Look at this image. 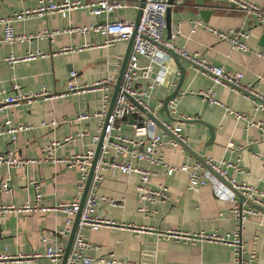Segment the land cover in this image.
Returning a JSON list of instances; mask_svg holds the SVG:
<instances>
[{
  "label": "crops",
  "instance_id": "1",
  "mask_svg": "<svg viewBox=\"0 0 264 264\" xmlns=\"http://www.w3.org/2000/svg\"><path fill=\"white\" fill-rule=\"evenodd\" d=\"M247 1L264 8V0ZM36 4V0H0V17ZM169 6V32H164L167 41L176 48L200 52L209 62L222 66L227 71L242 72L243 82L251 83L259 92L264 93V25L257 23L253 16L245 19L238 11L229 10V3L225 0H175ZM138 9L129 6L99 16L82 9L72 11L68 17L51 13L14 22L13 28L17 34H33L44 30H62L70 24H104L117 19L134 22ZM192 19H201L204 24L219 31L247 30L249 37L246 42L250 50L234 49L227 40H221L203 28L191 32ZM1 36L0 26V39ZM102 41L103 36L95 32L85 35L59 33L52 39L26 40L11 45L0 41V88L13 93V84H18L19 90L23 92H36L45 87L59 94L65 91L70 70L78 72V84L106 78H114L115 83L127 41H118L110 47L60 52L64 46ZM34 49H39L48 56L20 62L13 68L3 60L10 53L20 55ZM118 61L119 67L116 66ZM138 62L141 66L152 65L148 78H141L137 82L138 88H146L149 81L162 76L161 59L150 62L147 58L140 57ZM166 64L168 72L165 80L171 82L170 87L160 86L155 93L144 99L155 110L154 116L163 124L181 128L180 134L186 138L184 144L191 148L194 155L182 146L165 144L162 149L164 160L172 165L192 163L196 161L194 156L204 160H226L241 168V171H237L228 167L229 178L236 183L245 182L264 191V135L261 130L250 126L247 120L234 119L219 106H207L198 92L213 88L224 104L248 114L253 120L261 121L263 127L264 112H255L249 99L227 87L214 85L208 75L195 70L188 61L181 60L185 76L179 90L180 95L169 104L170 119L160 108L163 98L177 84L180 71L171 58ZM112 91L113 86L111 94ZM104 93V90L69 93L49 100L39 98L31 104L19 103L4 108L0 112V123L10 119L13 125L24 123L34 127L19 133L15 141H11L6 134L0 135V152L13 151L22 159H44L47 157L46 148L54 140L61 141L52 152L56 158L70 156L88 148L95 149L96 144L92 143L91 135L97 131L99 118L94 113L102 108ZM79 112L89 113L90 117L77 121L75 116ZM131 116L137 120V115ZM52 120L57 121L55 126L40 125L41 122L48 123ZM121 123L124 133L145 137L142 128L131 122L128 115ZM81 130H86L87 134L79 136ZM156 130L158 133H166L159 126ZM67 136L73 138L63 141ZM230 142L233 146L228 145ZM138 165L155 172L150 178V187L159 184L167 186L169 199L155 205L139 202L136 190L138 174H123L120 171L111 174L106 171L97 191L123 202L117 206L101 204L96 208L97 215L115 222L117 226L84 231L85 238L92 245L89 255L114 258L130 264L230 263L232 248L228 245L163 240L148 228H178L187 232L215 230L217 233L232 230L235 226L233 202L222 192L232 191V186L221 184L222 189H219L220 187L207 184L192 189L188 187L185 173L173 172L167 175L164 167L151 166L145 161L138 162ZM7 178L10 192H0V203L21 205L27 200L32 201L35 194L33 182L36 181L42 194L40 204L52 206L58 201H67L76 194L80 175L76 167L47 161L11 169L0 166V184ZM262 202L264 203V197ZM141 206L146 211H139ZM64 218L62 212L47 211L10 213L0 219V254L29 255L5 264H60L61 260L55 262L43 255L47 243L42 238L47 236L49 241L55 239L65 248L68 237L60 234L64 228ZM263 218L264 215L260 212L242 224L241 237L246 244V252L242 254V258L247 259L249 249L253 248L256 251L253 264H264Z\"/></svg>",
  "mask_w": 264,
  "mask_h": 264
},
{
  "label": "built area",
  "instance_id": "2",
  "mask_svg": "<svg viewBox=\"0 0 264 264\" xmlns=\"http://www.w3.org/2000/svg\"><path fill=\"white\" fill-rule=\"evenodd\" d=\"M229 3V10L238 11L243 18L253 16L257 23L264 25V8L255 2L247 0H225ZM37 4L33 7H27L19 11L9 13L4 17H0V26L2 27V36L0 41L5 44H14L17 42L31 41L33 39H52L56 34L85 35L89 33H98L103 36L101 43H83L80 46H64L61 48V53L75 52L81 49H93L97 47H110L118 41H128L134 29V22L117 19L107 21L104 24H70L62 30H44L33 34H17L14 31L13 23L30 19L35 16L43 17L51 13H59L63 17H68L72 11L86 10L87 12L99 16L103 13H110L120 8L129 6L138 7L140 0H36ZM180 2V1H179ZM169 6L168 0H145L142 14L136 27L131 52L127 61L126 69L122 76L121 89L117 95L115 105L108 118L105 135L100 148L99 157L94 168L89 191L85 198L83 208L79 215L77 230L73 238L71 249L67 257L66 264H130L122 260L108 258L104 256L92 257L89 255V250L92 248L90 242L84 236V231L87 229L97 230L100 227L117 226L115 222L103 218L95 213L97 207L101 204H109L111 206L121 205L123 200H116L109 196L100 194L97 189L100 183L105 178V172L109 171L114 174L120 171L123 174L136 173L139 175V182L136 186L138 201L155 205L159 202H165L169 199L168 187L159 184L156 187H150V178L155 174L149 168H143L138 165V162L145 161L151 166H162L166 170L167 175L173 172L185 173L188 177V187L195 189L197 187L211 184L221 188L223 182L219 181L211 171L216 172L221 178L228 182V187L231 185L232 191H222L233 202L232 216L235 226L232 230L217 233L213 231L187 232L178 228H168L165 230H157L149 227L148 230L155 232L159 239L183 241L186 243L196 242H215L228 245L232 248V259L226 264H253L256 260V251L249 249L248 258L243 259L242 254L246 252V244L242 240L241 230L244 221L252 216H257L260 211L246 205L245 202H240L235 194L239 191L247 200L252 203L264 206L262 198L264 191L259 190L255 186L248 185L245 182L236 183L229 178L227 169L233 167L237 171H241L238 165H234L226 160L215 161L211 158L205 159V163L209 167L206 168L202 163L194 161L192 163H183L180 165L168 164L164 160L163 147L165 144H170L174 147H180L181 142H185L186 138L180 134L181 128L176 126L171 128L164 123L165 127L179 140H175L166 133H158L157 124L146 113L154 116L155 110L151 108L144 98L150 97L155 93L160 86L170 87L171 82L165 80L168 72L167 62H169V49L178 53L183 59L188 61L190 65L197 71L208 75L214 85H221L231 89L236 94H239L252 102L255 112H264V93L259 92L251 83L243 82L242 72H231L225 70L222 66H218L209 62V60L200 52H188L184 49L174 47L169 41L164 38L166 30V10ZM198 28H203L212 34L216 35L221 40H227L232 48L248 51L246 40L249 37V32L244 29H229L219 31L203 23L201 19L191 20V32ZM175 32H177L175 30ZM48 54L34 49L26 51L23 54L15 55L8 54L3 60L10 68H13L20 62H27L36 58L47 57ZM144 57L150 62L161 59L162 76L156 80L149 81L146 88H138L137 82L141 78L147 79L152 65L146 66L139 64V58ZM120 62L116 63L119 67ZM78 72L70 70L66 81L65 91L55 94L45 87L36 92H23L19 90L18 84H13V93H7L5 89L0 88V112L9 106L19 103L31 104L34 100L42 98L49 100L55 96H64L66 94H80L95 90H104V104L102 108L94 113V116L99 118L97 131L91 135L92 143L97 144L102 131L104 118L108 109L110 94L114 78H106L95 80L90 83L78 84ZM203 102L209 106H219L223 112L231 115L236 120H247L250 126H255L261 130L264 135V127L261 121L253 120L248 114L235 110L224 104L216 95L213 88L201 90L198 92ZM132 98V100H131ZM174 100V99H173ZM171 100L169 104L173 101ZM127 115H137V123L142 128L143 137L131 136L124 133L121 120ZM90 117L89 113L79 112L75 116V120L83 121ZM57 121L41 122V126H55ZM34 126L30 124L13 125L10 119L0 123V135H8L11 141H15L17 135L26 130H32ZM86 130H81L79 136L86 135ZM73 137L67 136L63 141H69ZM61 144L60 140H54L46 148L47 157L44 159H22L13 151L0 152V166H6L8 169L25 167L26 164H39L41 162H60L67 167H76L79 171V181L77 183V192L67 201H58L52 206L41 205L42 194L39 189L38 182L34 181L35 194L32 201L27 200L21 205L13 203H0V219L10 213L26 214L33 212L56 211L64 214V228L60 234L67 238L70 233L74 217L79 209L81 194L85 187L91 162L94 157L95 149L88 148L82 152L56 158L52 155L53 150ZM233 146L232 142L228 144ZM264 168V164H263ZM227 186L226 184H224ZM0 192H10L9 179L7 178L0 184ZM139 211H146L144 206L139 207ZM42 241L47 243L43 255L52 260L60 261L64 252L62 245L58 244L55 239L47 236L42 238ZM29 257L27 254H0V264H5L8 261L20 260Z\"/></svg>",
  "mask_w": 264,
  "mask_h": 264
},
{
  "label": "water",
  "instance_id": "3",
  "mask_svg": "<svg viewBox=\"0 0 264 264\" xmlns=\"http://www.w3.org/2000/svg\"><path fill=\"white\" fill-rule=\"evenodd\" d=\"M174 1L175 0H168L169 5L173 4ZM144 4H145V0H140L139 9H138L136 18L134 20V29L132 31V34H131L130 38L127 41L126 51L124 53V56H123V59H122V63H121V66H120L116 81H115L114 84H112L113 91H112V94H111V97H110V101H109L108 109H107V112H106V116L104 118L103 128H102V131L100 132L99 140H98V142L96 144V147H95L94 157H93L92 162H91V167H90L89 172H88V176H87V179H86L85 187H84L83 192L81 194L80 203H79V209H78V211H77V213H76V215L74 217V221H73L71 229H70V233H69V236H68V239H67L66 246L64 248V252H63L60 264H66L67 257L69 255V252H70V249H71L73 238H74V235H75L76 230H77V224H78V220H79V215H80V212H81V210L83 208L87 193L89 191V187H90L91 179H92V176H93L94 168H95V165H96L98 157H99L100 148H101L102 141H103V138H104V135H105V127H106L108 118H109V116H110V114H111V112L113 110L114 105H115V101H116L117 95H118V93H119V91L121 89L122 76H123V73H124V71L126 69L127 61H128V58H129V55H130V52H131V47H132L133 40H134V36L136 34V27H137L139 19L141 17L142 8L144 7ZM169 7L170 6H168V8L166 10V31L167 32H169V9H170ZM263 38H264V34H263ZM168 52H169L170 58L174 61L175 65L177 66V68L180 71V75H179V79H178L177 84L175 85L174 89L163 98L162 105H161V108H160V110L164 111L166 113L167 117L171 119L170 111H169V102L171 100H173L176 96L180 95V91L179 90H180L181 84H182L184 76H185V68L181 64V60H184V61H186V60L183 59L178 53H176L172 49H169ZM131 100H132V98H131ZM146 114L152 120H154L155 123L157 124V126L161 127L164 130V132H166L170 137H172L175 140L179 141L171 133V131L165 127V125L159 119H157L155 116H152V115H150L148 113H146ZM128 116H129L131 122L137 123V120L133 119L131 115H128ZM187 120H190V119H187ZM197 121H199V120H197ZM179 143L190 154L194 155L192 150H191V148H189L186 144H184V142L179 141ZM194 158L196 159V161L202 163L206 168L209 169V167L205 163L204 159L200 158L199 156H194ZM211 172L221 182H223L224 184H226L228 186V182L226 180L221 178L216 172H214V171H211ZM235 194L238 197V199L240 200V202H245L247 205L259 210L264 215V206L252 203L250 200H247L239 191H235Z\"/></svg>",
  "mask_w": 264,
  "mask_h": 264
}]
</instances>
